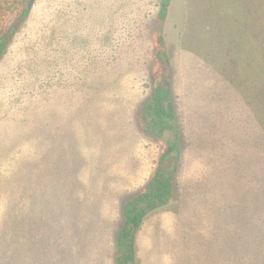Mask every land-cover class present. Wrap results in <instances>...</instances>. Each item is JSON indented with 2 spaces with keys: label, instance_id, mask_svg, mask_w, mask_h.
Here are the masks:
<instances>
[{
  "label": "rangeland",
  "instance_id": "374dc122",
  "mask_svg": "<svg viewBox=\"0 0 264 264\" xmlns=\"http://www.w3.org/2000/svg\"><path fill=\"white\" fill-rule=\"evenodd\" d=\"M24 1L17 0L8 24ZM159 3L35 0L0 59V178L39 140L61 132L86 161L82 178L95 211L79 264H115L122 207L159 164L161 144L142 132L138 115L151 93ZM234 3L172 0L163 31L181 159L170 202L149 212L137 234V264H204L203 241L219 238L211 198L218 153L232 152L247 126L234 103ZM174 165L173 157L169 170Z\"/></svg>",
  "mask_w": 264,
  "mask_h": 264
},
{
  "label": "trees",
  "instance_id": "16d2710c",
  "mask_svg": "<svg viewBox=\"0 0 264 264\" xmlns=\"http://www.w3.org/2000/svg\"><path fill=\"white\" fill-rule=\"evenodd\" d=\"M28 1L8 24L17 0H0V59L28 16ZM171 3H159L151 93L138 109L142 132L161 144L160 160L147 183L122 207L115 264H137L136 237L145 217L168 204L174 192L182 131L163 31ZM229 21L234 103L247 126L231 145L232 152L218 153L222 167L211 198L219 238L203 241L202 253L209 256L204 264H264V0H235ZM72 143L62 132L39 140L32 154L0 178V264L81 262L95 209L93 191L82 178L86 161L79 159ZM173 157L175 165L169 170ZM87 209L88 215L82 216Z\"/></svg>",
  "mask_w": 264,
  "mask_h": 264
},
{
  "label": "water",
  "instance_id": "95a60500",
  "mask_svg": "<svg viewBox=\"0 0 264 264\" xmlns=\"http://www.w3.org/2000/svg\"><path fill=\"white\" fill-rule=\"evenodd\" d=\"M35 3V0H29L28 1V8L29 10L32 8L33 4Z\"/></svg>",
  "mask_w": 264,
  "mask_h": 264
}]
</instances>
